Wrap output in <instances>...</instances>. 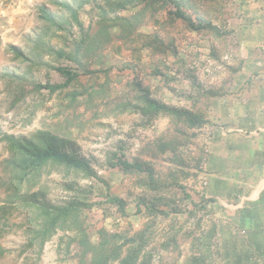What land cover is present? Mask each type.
<instances>
[{"label":"rangeland","instance_id":"374dc122","mask_svg":"<svg viewBox=\"0 0 264 264\" xmlns=\"http://www.w3.org/2000/svg\"><path fill=\"white\" fill-rule=\"evenodd\" d=\"M56 1L66 2L78 12L84 30L72 21L70 11L56 5ZM116 1L0 0V208L4 207L0 211V264H79V248L69 244L75 230L57 229L42 248L32 241L41 224L34 220L35 207L25 203L58 206L84 199L91 206L84 210V226L95 242L102 227L111 232L134 233L153 222L152 239L147 246L153 253L152 264H187L193 260H198V264H218L219 238L213 205L207 198L203 160L212 133L207 121L199 129H188L178 150L189 161L185 169L191 176L182 178L181 185L191 198L185 197L179 186L168 187L160 194L152 192L145 186L146 173L123 174L108 161L113 152L130 160L148 161L158 180L168 181L169 171L178 166L172 152H163L159 142L161 136L172 134L181 140V135L168 118L162 117L147 128L140 114L117 112V105L128 101L133 94L127 85L132 72L124 66L133 65L157 99L193 109L207 118L212 115L208 98L215 91L221 94L230 89L229 79L233 74L230 67L236 65L230 29L237 19L236 8L229 0H221L220 12L211 2H183L187 15L196 21L212 22L219 34L208 29L194 30L182 19L168 18L167 7L175 9L172 4L154 15L148 13L138 27L136 38L156 35L163 40L165 51L143 47L139 40L124 42L116 26L111 29L110 40L96 43L95 50H88L86 46L94 43V37H101L104 26L112 19L129 17L138 8L131 5L121 9L115 7ZM41 7L54 16L57 25L41 17ZM86 32L92 38L78 53L79 62H75L66 55L75 53ZM12 46L23 56H17ZM59 51L66 55H59ZM55 67L71 69L78 77L55 93L40 90L39 83H64L65 77ZM188 72L195 76L198 87L192 86ZM106 75L110 76L108 95L96 94L95 104L87 106L84 92L98 89ZM73 91L80 94L75 103L70 98ZM192 94L196 103L189 98ZM4 134L26 139L42 135L57 137L65 152L88 161L105 182L84 178L81 173L53 170L44 172L38 185L24 186L15 193V188L9 186L12 169L7 161L11 155L2 140ZM194 173L198 176H192ZM173 195L179 200L175 205ZM110 196L125 201L127 214L123 215L115 203L107 200ZM161 197L160 209L170 211L167 216L150 213L146 207L143 213L137 212L139 202ZM99 202L104 203L105 210L96 205Z\"/></svg>","mask_w":264,"mask_h":264},{"label":"trees","instance_id":"16d2710c","mask_svg":"<svg viewBox=\"0 0 264 264\" xmlns=\"http://www.w3.org/2000/svg\"><path fill=\"white\" fill-rule=\"evenodd\" d=\"M203 2H211L217 5L218 12L222 7L221 0H201ZM185 0H118L114 4L115 7L126 9L131 5H137V10L129 17L117 16L109 22V25L104 26L101 32V37H94L89 46H86L88 50H95L101 42L110 40L111 29L116 26L120 29V36L124 42L139 40L142 42L141 46H148L154 51L163 50V40L156 35L142 36L136 38V33L140 24L146 18V15H154L164 7L172 4L175 9L167 7L166 14L168 18L182 19L188 27L194 30L208 29L213 34H219V30L216 25L210 21H196L191 16L187 15L182 8V4ZM70 11L71 19L75 24L84 30L82 22L79 20L78 12L66 2L56 1L55 3ZM41 17L57 25V21L54 16L45 9L40 8ZM105 21V19H104ZM89 32L85 33L78 44L75 53L73 55H66L63 51H59V55L69 56L70 59L75 62H79L78 53L81 48L91 39ZM17 56H23V53L15 46L11 47ZM214 50V49H213ZM175 52V50H174ZM125 69H129L132 72V78L127 82L128 87L133 92L131 98L121 104H118L117 112L124 113L130 112L140 114L144 118V126L151 128L155 125L156 121L162 117L170 120V125L173 126L175 131L181 135V140L172 134L169 137L161 136L159 146L163 152H172V158L177 168H173L169 171V175L166 181L160 182L156 176L153 166L148 161H142L138 158L133 160L127 159L123 154L117 152L111 153L109 157V165L112 168H117L123 174H143L146 173L148 180L145 181V186H148L152 192L162 193L168 187L179 186L183 191V194L187 198H191V195L186 193V187L181 185L182 178L191 176V173L186 171V167L189 165L188 160H184L179 154L178 150L184 143L188 129H199L206 123V118L201 113L186 107H180L169 104L165 101L159 100L153 96L148 86L144 85L139 78L138 73L135 71L133 65L128 64L124 66ZM55 69L65 77V81L62 84H50L43 83L38 84L37 87L46 89L50 93H55L61 89L69 86L78 74L66 67H55ZM110 71V70H108ZM86 73L92 74L90 71L85 70ZM108 74V73H107ZM191 80L192 86L198 87V82L193 74L187 73ZM110 83V76L106 75V78L102 85L98 89H92L91 91H85L84 95L87 98L91 106L94 103V97L96 94L101 96H107V87ZM83 92V91H82ZM207 93L201 96H205ZM80 94L76 91L71 93V102H77ZM190 99H193L196 103L197 99L192 94L189 95ZM2 140L7 143L10 151V159L7 161L12 169L9 186L15 188V193H19L24 186H36L39 183L40 177L44 172H52L53 170H64L67 174H79L81 173L84 178H94L101 180L98 172L90 165L85 159L79 158L74 153L65 152L57 141V137L50 135H42L37 139L17 138L12 134H4ZM200 158L197 160L196 166L199 172ZM178 172V174H177ZM192 176H198V173H194ZM14 193V194H15ZM175 200L176 204L177 196L171 197ZM163 199H155L149 202L141 201L137 204V212H144L143 207L150 213H157L158 215L167 216L170 211L160 209V201ZM112 203H115L118 210L123 214L126 212V203L123 199L116 196H110L107 198ZM25 203L29 207H35L34 220L40 221V229L37 231L33 242L39 243L42 248L44 244L56 233L57 229L62 230H75L72 239L70 240V246L75 244L78 246V263L79 264H152L153 253L147 249V246L152 239L154 223L147 224L144 228L134 233H118L111 232L108 229L102 227L98 229V241L95 242L91 239L87 227L84 226V210L91 207L89 203H86L85 199L81 201H71L65 205L47 206L43 203L33 202ZM39 204V205H36ZM96 205L103 208L104 203L99 202ZM0 208V211H2ZM103 210H105L103 208ZM159 210V211H157ZM157 211V212H156ZM153 216V215H152ZM206 244V243H205ZM198 260L188 261L187 264H198Z\"/></svg>","mask_w":264,"mask_h":264},{"label":"crops","instance_id":"0c3cea01","mask_svg":"<svg viewBox=\"0 0 264 264\" xmlns=\"http://www.w3.org/2000/svg\"><path fill=\"white\" fill-rule=\"evenodd\" d=\"M236 8L230 89L208 98L203 158L219 238L218 264H264V0Z\"/></svg>","mask_w":264,"mask_h":264}]
</instances>
